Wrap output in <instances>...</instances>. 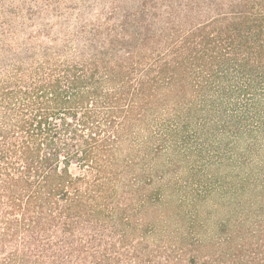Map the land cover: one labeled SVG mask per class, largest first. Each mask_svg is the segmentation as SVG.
I'll return each mask as SVG.
<instances>
[{
    "label": "rangeland",
    "instance_id": "obj_1",
    "mask_svg": "<svg viewBox=\"0 0 264 264\" xmlns=\"http://www.w3.org/2000/svg\"><path fill=\"white\" fill-rule=\"evenodd\" d=\"M232 1L240 0H0V73L49 57L75 64L94 49L170 59L169 35ZM184 97L132 128L110 210L94 231L76 232L77 252H64L62 264H264V129L231 115L230 104L228 117H188V103L200 100L190 90Z\"/></svg>",
    "mask_w": 264,
    "mask_h": 264
},
{
    "label": "trees",
    "instance_id": "obj_2",
    "mask_svg": "<svg viewBox=\"0 0 264 264\" xmlns=\"http://www.w3.org/2000/svg\"><path fill=\"white\" fill-rule=\"evenodd\" d=\"M219 8L169 35L170 59L94 49L75 64L45 57L36 69L0 73V264H62L64 252H77L76 232L94 231L110 210L132 128L172 95L190 90L200 100L188 103V117H228L230 104L231 115L264 129V0Z\"/></svg>",
    "mask_w": 264,
    "mask_h": 264
}]
</instances>
